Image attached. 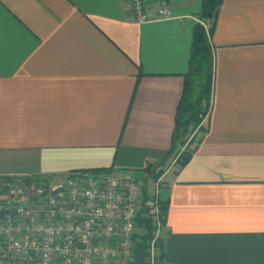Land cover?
Returning a JSON list of instances; mask_svg holds the SVG:
<instances>
[{"label": "crops", "instance_id": "obj_1", "mask_svg": "<svg viewBox=\"0 0 264 264\" xmlns=\"http://www.w3.org/2000/svg\"><path fill=\"white\" fill-rule=\"evenodd\" d=\"M201 2L143 0L172 17L140 24L130 0H0V194L107 170L151 195L163 160L160 264H264V0H221L199 141L180 169L165 157Z\"/></svg>", "mask_w": 264, "mask_h": 264}, {"label": "built area", "instance_id": "obj_2", "mask_svg": "<svg viewBox=\"0 0 264 264\" xmlns=\"http://www.w3.org/2000/svg\"><path fill=\"white\" fill-rule=\"evenodd\" d=\"M138 23L169 19L143 0H130ZM0 198V264H138L136 220L144 204L142 182L95 171L73 172L59 182L26 175L5 178ZM147 188V186H146ZM159 184L150 204L155 225L145 264H158Z\"/></svg>", "mask_w": 264, "mask_h": 264}, {"label": "trees", "instance_id": "obj_3", "mask_svg": "<svg viewBox=\"0 0 264 264\" xmlns=\"http://www.w3.org/2000/svg\"><path fill=\"white\" fill-rule=\"evenodd\" d=\"M221 0H202L200 19L209 24L206 32L201 24H197L192 32L191 51L188 61V70L184 77V88L179 104L176 108L175 125L171 135V149L165 157L174 154L175 147H183L179 154H176L174 165L180 169L190 159L195 151V144L198 138L195 129H201L203 118L208 112L212 90L213 57L208 40L213 31L216 14L220 8ZM163 160L156 165L148 166L145 171L147 178L156 182L162 174ZM105 172L107 170H94ZM151 198L144 187V204L136 220V229H141L140 233H135V258L138 264H145L147 261L150 242L154 238L155 225L152 216ZM159 219L162 228L165 225L168 200H159ZM157 262L161 263L163 258L162 240H156Z\"/></svg>", "mask_w": 264, "mask_h": 264}, {"label": "rangeland", "instance_id": "obj_4", "mask_svg": "<svg viewBox=\"0 0 264 264\" xmlns=\"http://www.w3.org/2000/svg\"><path fill=\"white\" fill-rule=\"evenodd\" d=\"M181 149V146L179 145L178 147H177V150H176V153H178V151ZM176 153H174L173 155H171L169 158H172L174 155H176ZM36 177H39V176H37V175H35ZM117 177V176H116ZM40 178H42V177H40ZM137 178H140V175H138L137 174ZM140 181V180H139ZM152 184V181L151 182H149V186ZM142 230L141 229H136V233H140Z\"/></svg>", "mask_w": 264, "mask_h": 264}]
</instances>
